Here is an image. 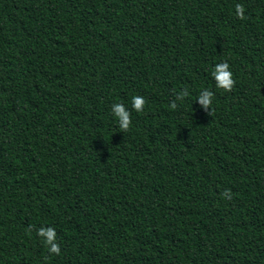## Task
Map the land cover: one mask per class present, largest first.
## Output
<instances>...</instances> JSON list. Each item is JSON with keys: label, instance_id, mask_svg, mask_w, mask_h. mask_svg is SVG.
<instances>
[{"label": "trees", "instance_id": "obj_1", "mask_svg": "<svg viewBox=\"0 0 264 264\" xmlns=\"http://www.w3.org/2000/svg\"><path fill=\"white\" fill-rule=\"evenodd\" d=\"M0 264H264V0H0Z\"/></svg>", "mask_w": 264, "mask_h": 264}, {"label": "clouds", "instance_id": "obj_2", "mask_svg": "<svg viewBox=\"0 0 264 264\" xmlns=\"http://www.w3.org/2000/svg\"><path fill=\"white\" fill-rule=\"evenodd\" d=\"M245 8L242 4L237 3L235 5L234 14L237 18L245 19ZM212 79L215 82L217 89L223 90L224 92L230 91L234 86L233 74L228 62H220L214 65L211 72ZM187 91L183 92L178 96V99H183L187 96ZM214 97L213 91L205 88L197 96L195 103H198L203 109L208 110ZM145 107V99L143 96H133L131 98V108L136 113H141ZM175 107V105H173ZM110 115L118 127L123 132L127 131L131 124V114L128 108L122 103H113L110 108ZM225 198L230 199L231 193L224 192L222 194ZM37 236L40 238L42 244L46 247L47 252L50 255H60V246L57 243L56 231L52 227H41L37 230Z\"/></svg>", "mask_w": 264, "mask_h": 264}]
</instances>
